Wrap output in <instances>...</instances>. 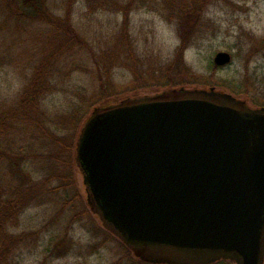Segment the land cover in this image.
<instances>
[{
  "label": "water",
  "instance_id": "water-1",
  "mask_svg": "<svg viewBox=\"0 0 264 264\" xmlns=\"http://www.w3.org/2000/svg\"><path fill=\"white\" fill-rule=\"evenodd\" d=\"M248 102L179 88L92 110L75 154L87 205L135 258L264 264V107Z\"/></svg>",
  "mask_w": 264,
  "mask_h": 264
},
{
  "label": "rangeland",
  "instance_id": "rangeland-1",
  "mask_svg": "<svg viewBox=\"0 0 264 264\" xmlns=\"http://www.w3.org/2000/svg\"><path fill=\"white\" fill-rule=\"evenodd\" d=\"M30 5L42 8L44 17L30 13L28 7L25 8L26 0H0V105L12 104L34 68L52 48L50 44L67 35L70 23L84 34L83 37L91 42L99 54L114 44L122 23V17L118 14L92 12L86 0H32ZM203 15L215 29L210 30L209 36L193 42L185 52L184 63L190 69L188 76H198L201 83L185 89H200L197 86L207 80L216 84V90L229 94L232 93L228 87L237 92L238 87H242L243 91L250 94V98L246 97L249 105L253 106L254 102V105L263 106L264 0H211ZM130 32L136 42L137 68L142 71V75L138 77L124 67L113 70L111 80L117 93L115 103L126 98L152 96L166 90L179 89L166 85L169 78L156 70L159 65L164 66L165 73L171 68L169 64L181 44L177 26L156 13L141 9L131 13ZM58 50V45L52 49L53 52ZM218 52L230 53L233 60L231 65L214 72L209 65ZM73 56L70 59L65 52L57 58L60 69L64 71L61 81L66 83L46 102L52 112L67 107L68 98L76 93L75 87H82L89 94L90 103L95 102L93 97L99 90L98 78L95 74L79 69L84 66L92 70L93 61L86 50ZM150 68L151 71H148ZM70 71L72 73L67 77ZM171 74L178 73L173 71ZM74 175L82 205L87 207L83 177L76 169ZM52 214L48 205L31 208L24 213L17 232L39 230L42 233L36 246H23L16 253V264H114L123 256L122 246L110 239L99 252L87 258L74 254L57 260L49 258L45 250L52 234L45 233L43 228ZM93 222L99 223L97 219ZM94 223L85 218L83 223L75 225L73 236L83 256L86 255V247L107 240L104 234L95 236Z\"/></svg>",
  "mask_w": 264,
  "mask_h": 264
},
{
  "label": "trees",
  "instance_id": "trees-1",
  "mask_svg": "<svg viewBox=\"0 0 264 264\" xmlns=\"http://www.w3.org/2000/svg\"><path fill=\"white\" fill-rule=\"evenodd\" d=\"M86 1L92 12H111L122 17L114 44L99 54L91 42L83 37L84 34L70 23L67 35L50 44V47L53 45L52 48L34 68L12 104L0 105V264H16L14 258L23 246L37 245L42 232L38 230L18 233L17 230L21 227L22 217L28 209L47 205L53 212L43 228L45 233L52 234L45 250L49 258L57 260L73 254L87 258L99 252L107 245V241L113 239L124 249L123 256L114 264H149L135 258L117 237L102 226L88 205H82L74 175L75 169L78 170L75 160L76 144L80 130L91 111L96 107L115 104L117 93L111 80L113 70L124 67L138 77L142 75V71L137 68L136 42L130 32L131 13L143 9L156 13L177 26L181 44L169 64V74L163 71L164 66L161 65L156 70L169 78L166 85L172 88H188L200 81L198 76H188L190 69L184 63V55L193 42L209 36L210 30L215 29L203 15L211 0ZM30 3L32 0H26L25 8L28 7L30 13H35L36 16L39 14L44 17V10ZM57 45L59 50L53 52L52 49ZM82 50L88 51L93 68L90 70L83 66L79 69L95 74L98 78L99 90L93 97L95 102L90 103L91 98L82 87H75L76 93L68 98L67 107L52 112L46 102L66 83L61 81L64 71L60 69L57 58L67 52L72 59L75 53L79 54ZM209 68L214 72L220 69L214 63H210ZM173 71L178 74L172 75ZM71 73L70 71L67 77ZM197 87L216 89L217 86L207 80ZM228 88L232 95L250 98L249 92L243 91L242 87H238L239 92ZM85 218L91 219L92 224L97 219L99 223H94L93 226L95 236L104 234L107 240L89 245L86 247V255L83 256L84 253L80 254L78 251L73 232L75 225L83 223ZM215 264L234 263L220 261Z\"/></svg>",
  "mask_w": 264,
  "mask_h": 264
}]
</instances>
